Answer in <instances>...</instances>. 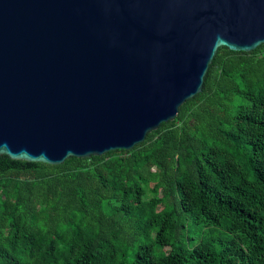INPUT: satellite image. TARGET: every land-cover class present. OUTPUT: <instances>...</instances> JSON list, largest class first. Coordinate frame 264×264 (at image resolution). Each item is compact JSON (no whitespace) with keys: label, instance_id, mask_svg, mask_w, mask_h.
<instances>
[{"label":"trees","instance_id":"obj_1","mask_svg":"<svg viewBox=\"0 0 264 264\" xmlns=\"http://www.w3.org/2000/svg\"><path fill=\"white\" fill-rule=\"evenodd\" d=\"M0 264H264V44L130 150L0 156Z\"/></svg>","mask_w":264,"mask_h":264},{"label":"water","instance_id":"obj_2","mask_svg":"<svg viewBox=\"0 0 264 264\" xmlns=\"http://www.w3.org/2000/svg\"><path fill=\"white\" fill-rule=\"evenodd\" d=\"M262 44L264 0H0V156L130 150Z\"/></svg>","mask_w":264,"mask_h":264}]
</instances>
